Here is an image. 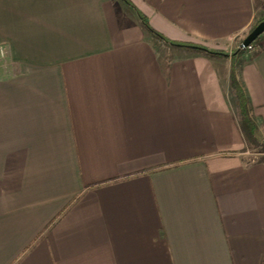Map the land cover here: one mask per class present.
Returning <instances> with one entry per match:
<instances>
[{
	"label": "crops",
	"instance_id": "crops-1",
	"mask_svg": "<svg viewBox=\"0 0 264 264\" xmlns=\"http://www.w3.org/2000/svg\"><path fill=\"white\" fill-rule=\"evenodd\" d=\"M0 0V264H264V0ZM4 64V66H3Z\"/></svg>",
	"mask_w": 264,
	"mask_h": 264
},
{
	"label": "trees",
	"instance_id": "trees-1",
	"mask_svg": "<svg viewBox=\"0 0 264 264\" xmlns=\"http://www.w3.org/2000/svg\"><path fill=\"white\" fill-rule=\"evenodd\" d=\"M129 5H131L129 0H125ZM132 6V5H131ZM133 7V6H132ZM134 8V7H133ZM137 16L141 22V24L156 38L160 39L161 41H163L166 44L169 45H180V46H188V47H194L197 49H201L205 52L211 53V54H223V52H219V51H212L209 50L207 47L198 44V43H193V42H180V41H176L173 39H170L166 36H164L162 33L158 32L157 30H155L150 23L148 22L146 16L140 12L138 9L134 8ZM264 18V13L262 14L261 18L257 21V23L262 20ZM262 35V34H261ZM260 36H258L253 43L256 45V52L259 51L260 45L258 43ZM241 41V40H240ZM240 41H238L237 43V48L236 50H239L240 48L238 47ZM232 84L233 87L236 90L237 93V97L239 99V105H240V112H241V119H240V127L241 130L243 132L244 137L247 139L248 142L254 144L257 140V126L256 123L254 122V120L252 119L251 115H250V110H249V106H248V101L247 98L244 94V92L242 91V89L238 86V84L236 83L234 77L232 78Z\"/></svg>",
	"mask_w": 264,
	"mask_h": 264
},
{
	"label": "water",
	"instance_id": "water-1",
	"mask_svg": "<svg viewBox=\"0 0 264 264\" xmlns=\"http://www.w3.org/2000/svg\"><path fill=\"white\" fill-rule=\"evenodd\" d=\"M264 32V18L256 23L253 28L242 38L238 47L246 48L250 43H252L258 36Z\"/></svg>",
	"mask_w": 264,
	"mask_h": 264
},
{
	"label": "rangeland",
	"instance_id": "rangeland-1",
	"mask_svg": "<svg viewBox=\"0 0 264 264\" xmlns=\"http://www.w3.org/2000/svg\"><path fill=\"white\" fill-rule=\"evenodd\" d=\"M237 43H236V47H237ZM245 150L248 151V153L245 155V158L247 159L264 158V140H260L259 138H257L254 144L247 141Z\"/></svg>",
	"mask_w": 264,
	"mask_h": 264
},
{
	"label": "built area",
	"instance_id": "built-area-1",
	"mask_svg": "<svg viewBox=\"0 0 264 264\" xmlns=\"http://www.w3.org/2000/svg\"><path fill=\"white\" fill-rule=\"evenodd\" d=\"M256 45L252 42L245 49L249 51L255 50ZM6 57V49L3 46H0V59H4Z\"/></svg>",
	"mask_w": 264,
	"mask_h": 264
}]
</instances>
